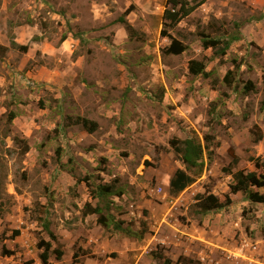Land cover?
<instances>
[{
	"label": "rangeland",
	"instance_id": "obj_1",
	"mask_svg": "<svg viewBox=\"0 0 264 264\" xmlns=\"http://www.w3.org/2000/svg\"><path fill=\"white\" fill-rule=\"evenodd\" d=\"M203 1L168 27L167 0H0V264H42L45 214L63 252L50 264H72L73 252L75 264H264V204L241 192L222 211L196 204L206 193L224 201L229 170L264 174V0ZM235 32L225 56L202 46ZM174 41L185 51L166 54ZM191 60L211 76L192 75ZM186 138L204 148V166L174 195L183 165L171 142ZM99 184L115 191L103 206L143 239L84 213Z\"/></svg>",
	"mask_w": 264,
	"mask_h": 264
},
{
	"label": "trees",
	"instance_id": "obj_2",
	"mask_svg": "<svg viewBox=\"0 0 264 264\" xmlns=\"http://www.w3.org/2000/svg\"><path fill=\"white\" fill-rule=\"evenodd\" d=\"M204 3L203 0L199 2L192 3L190 0H167L166 8L164 10L163 19L166 22V26L174 27L183 19L190 16L196 9H198ZM126 14V13H125ZM119 17L118 22L123 24L125 28L131 33L134 34L131 26L128 25L124 16ZM240 39L238 32L227 35L226 37H217L212 39L203 38L201 40L202 46L204 49H211L213 52V57H222L226 55V52L229 50L232 43L237 42ZM15 43H12L14 46ZM15 46H17L15 44ZM23 50H26V47H22ZM185 51L180 43L174 41L167 49L166 54L177 55ZM206 67L202 61L191 60L189 63V71L194 76H202L203 78H209L210 73L206 72ZM231 73H228V76L225 77L224 82L230 83L229 76ZM232 80V79H231ZM244 91L249 92L251 88L248 89L247 86L244 87ZM216 109H214L215 111ZM16 118L15 113H10L8 116V121L11 123ZM74 124L82 126V128L88 132L93 133L97 129V123L90 121L85 118H77L74 121ZM262 138V135L258 133L255 138V142H259ZM15 141L18 139H14ZM20 143L23 141L19 140ZM172 148L175 154L178 155L179 160L183 165V169H177L173 173L172 177L169 180V191L171 194H178L183 192L188 186H190L195 181V176L200 175L203 170L204 161L203 154L204 148L195 138H186L184 140H173L171 142ZM28 146L24 145V153L28 151ZM256 166L260 163V158L253 159ZM238 163L237 157L233 156L231 165L236 166ZM193 172L195 175H191ZM228 174L232 175L233 182L229 185V193L225 195L224 201H221L218 197L211 193H206L199 195L197 198V208L198 214L206 215L209 212L213 211H222L228 208L231 204L230 194H237L238 192L243 193L246 198L255 204H264V193L259 194L258 192L253 191L252 188L264 189V174L256 175L254 172H245L238 170L232 172L228 171ZM75 177V176H73ZM76 183L83 182L79 178H75ZM87 180V179H86ZM89 196L91 199L96 200L97 204L94 207H91L90 204L86 203L84 205L85 214H94L97 216V224L102 227H106L111 224L113 229L117 232L124 233L128 237L136 238L138 240L143 239L145 234L144 231L135 232L128 227H123V223L116 221L115 218L109 213V207L105 208L103 202L112 195L115 194L111 185L99 184L93 189L89 188ZM105 211L107 213H105ZM48 211H45L47 213ZM42 222L43 230L45 231L48 241L41 240L38 243V248L42 250L39 255L40 261L42 264H50L49 258L50 254H54L55 259L60 261L63 252L60 249H53V244L56 243L57 238L54 232L51 229L50 221L45 214V218L40 220ZM20 235V231L15 229L11 232V237L16 238ZM76 253L72 256V264H75L77 261ZM156 259H162L163 264H173L169 259L163 258L161 256H155ZM198 264V263H196Z\"/></svg>",
	"mask_w": 264,
	"mask_h": 264
},
{
	"label": "crops",
	"instance_id": "obj_3",
	"mask_svg": "<svg viewBox=\"0 0 264 264\" xmlns=\"http://www.w3.org/2000/svg\"><path fill=\"white\" fill-rule=\"evenodd\" d=\"M96 222H97V220H96ZM73 254H74V252H73ZM73 254H72V256H73ZM19 262H20V259L17 257V255H11L9 257H6L4 260V264H19Z\"/></svg>",
	"mask_w": 264,
	"mask_h": 264
}]
</instances>
